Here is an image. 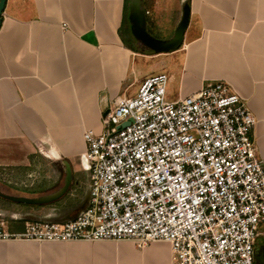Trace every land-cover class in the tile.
<instances>
[{
	"label": "crops",
	"instance_id": "obj_1",
	"mask_svg": "<svg viewBox=\"0 0 264 264\" xmlns=\"http://www.w3.org/2000/svg\"><path fill=\"white\" fill-rule=\"evenodd\" d=\"M142 3L147 28L170 22L171 37L189 5V24L176 51L150 54L140 46L130 32L129 0H7L0 27V171L18 181L35 173L28 185L21 182L28 188L21 196L30 198L59 191L65 163L73 173L68 192L52 203L29 206L3 198L23 206L5 218L11 232L22 231L28 220L66 221L86 208L90 171L84 132L101 134L102 116L114 100L136 95L140 82L152 75L169 76L172 101L210 82L230 84L257 119L253 136L264 165V0ZM159 56L169 61L156 73L136 65L137 59ZM15 190L0 193L18 196ZM254 259L264 264V223ZM0 264H172V259L164 242L138 247L131 241H9L0 242Z\"/></svg>",
	"mask_w": 264,
	"mask_h": 264
},
{
	"label": "built area",
	"instance_id": "obj_2",
	"mask_svg": "<svg viewBox=\"0 0 264 264\" xmlns=\"http://www.w3.org/2000/svg\"><path fill=\"white\" fill-rule=\"evenodd\" d=\"M169 76L144 78L118 97L103 132H84L89 202L71 220H28L0 242H164L172 264H255L264 223L257 119L230 84L210 82L169 100ZM123 125H126L122 128Z\"/></svg>",
	"mask_w": 264,
	"mask_h": 264
},
{
	"label": "water",
	"instance_id": "obj_3",
	"mask_svg": "<svg viewBox=\"0 0 264 264\" xmlns=\"http://www.w3.org/2000/svg\"><path fill=\"white\" fill-rule=\"evenodd\" d=\"M6 2L7 0H0V27L2 24V15ZM189 17L190 9L189 5L186 3L183 7L180 22L178 23L173 36L168 40H159L152 36L147 30L146 12L143 8L142 0H129L128 21L131 35L144 47V49H148L155 54L174 52L182 45L184 35L189 24ZM125 126L126 125H123L122 128ZM65 173L66 175L63 187L54 194L41 196L38 198H30L24 196H10L0 193V197L17 204L29 206L46 205L52 203L63 197L70 189L73 180V173L68 163H65ZM86 202H89V195L86 199Z\"/></svg>",
	"mask_w": 264,
	"mask_h": 264
},
{
	"label": "rangeland",
	"instance_id": "obj_4",
	"mask_svg": "<svg viewBox=\"0 0 264 264\" xmlns=\"http://www.w3.org/2000/svg\"><path fill=\"white\" fill-rule=\"evenodd\" d=\"M168 24H170V22L166 23L165 27L161 29H157V30L152 29L151 27L148 26L147 30L152 36H154L155 38L159 40H168L171 38V35H172V27L171 25L168 26ZM163 60L169 61L168 57L159 56L157 58L149 59L148 61H144V62H141V60L137 59L136 65L139 66V68L142 66L144 72L146 73L149 72V74H153L159 71ZM136 89H132V92L135 93L137 91ZM35 177H36L35 173L33 172L30 173V171H28L18 181L13 176L11 177L8 173L4 171L3 172L0 171V190H6L8 188H12V189H16L15 191L17 194H19L18 196L28 195L27 193L24 192L25 191L24 189H28V188H25V186H23L21 182H24L23 183L24 185H28L27 181L34 180ZM7 202L10 203L9 201ZM20 207L22 208L23 206L17 207L15 204H6L3 201V198H0V218L8 217L10 212H14L17 209H21ZM25 209H28V208H25Z\"/></svg>",
	"mask_w": 264,
	"mask_h": 264
},
{
	"label": "trees",
	"instance_id": "obj_5",
	"mask_svg": "<svg viewBox=\"0 0 264 264\" xmlns=\"http://www.w3.org/2000/svg\"><path fill=\"white\" fill-rule=\"evenodd\" d=\"M125 22H127V17H126V19H125ZM144 48V47H143ZM146 52H148V53H150V54H154V52H152V51H150V50H148V49H144Z\"/></svg>",
	"mask_w": 264,
	"mask_h": 264
},
{
	"label": "flooded vegetation",
	"instance_id": "obj_6",
	"mask_svg": "<svg viewBox=\"0 0 264 264\" xmlns=\"http://www.w3.org/2000/svg\"><path fill=\"white\" fill-rule=\"evenodd\" d=\"M140 46H142L141 44H140ZM143 47V46H142Z\"/></svg>",
	"mask_w": 264,
	"mask_h": 264
}]
</instances>
